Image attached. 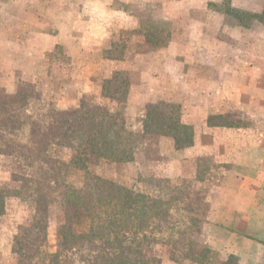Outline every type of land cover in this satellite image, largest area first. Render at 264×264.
<instances>
[{
	"label": "crops",
	"instance_id": "0c3cea01",
	"mask_svg": "<svg viewBox=\"0 0 264 264\" xmlns=\"http://www.w3.org/2000/svg\"><path fill=\"white\" fill-rule=\"evenodd\" d=\"M15 7L1 11L0 55L7 65L62 50L63 58L80 60L81 76L96 69L102 82L113 72L126 73L128 99L135 93L141 106L163 101L180 107L192 144L176 149L171 137H156L169 143L171 156L185 153L192 162L211 156L221 178L211 191L207 228L194 234V243L200 233L214 240L219 264H264V22L251 29L238 15L225 24L227 10L259 20L264 0H18ZM192 13L213 19L208 35L202 34L206 22ZM144 19L171 25L162 46L140 49L152 38L161 42L160 34L141 31ZM123 33L129 40L120 50ZM14 71L0 75L3 92L29 83L41 93L35 85L41 67L23 69L21 77ZM188 160L173 171L185 169ZM0 253H11L2 232Z\"/></svg>",
	"mask_w": 264,
	"mask_h": 264
},
{
	"label": "trees",
	"instance_id": "16d2710c",
	"mask_svg": "<svg viewBox=\"0 0 264 264\" xmlns=\"http://www.w3.org/2000/svg\"><path fill=\"white\" fill-rule=\"evenodd\" d=\"M128 90L129 78L121 71L113 72L101 87L103 97L116 105L126 102ZM39 98L40 94L29 83H21L13 94L3 92L0 115L4 113L7 118L0 121L5 127L3 131L9 132L17 126L24 128L25 109L31 100ZM49 109L52 114L49 121H29L28 137L21 145L23 160L29 165L39 162L41 170L33 181L36 196L33 221L22 237L14 239L13 251L19 262L30 264L35 259V255L30 254L34 242L45 244L50 202L59 208L62 221L57 249L53 254L39 252L37 262L41 264H160L161 258L154 254L155 247L160 244L176 250L175 238L181 239L185 247L179 255L189 258L194 234L187 231L184 222L171 218L172 208L167 201L152 199L98 177H92L82 187L59 178L65 168H83L91 160L134 161V136L127 129L121 109L88 107L84 103L75 109ZM145 110L143 134L171 137L176 149L192 144L190 128L180 124L179 106L159 101L146 104ZM18 111L20 117L15 114ZM7 140L14 142L12 138ZM52 144L72 150L68 163L47 154ZM52 194L54 199L50 198ZM83 221L87 224L82 231ZM188 222L193 223L190 219Z\"/></svg>",
	"mask_w": 264,
	"mask_h": 264
},
{
	"label": "rangeland",
	"instance_id": "374dc122",
	"mask_svg": "<svg viewBox=\"0 0 264 264\" xmlns=\"http://www.w3.org/2000/svg\"><path fill=\"white\" fill-rule=\"evenodd\" d=\"M17 2L18 0H0V20L3 8L9 9L11 12L17 11V7H15ZM225 5L227 6L226 3ZM221 7L219 8L224 11V5ZM226 12L230 13L225 19V24H228V27L232 25L234 17H238V15L250 25L251 29H255L256 22H264V14L258 20L252 17L253 15L251 14L233 13L228 10ZM192 16L200 22H206L203 25L202 34L208 35L210 32L209 24L213 22V19L210 22L209 17L205 18L204 15L199 13H192ZM143 22L147 21L144 19ZM225 27L226 25L219 32L221 36L226 35ZM170 29L171 25L165 27L160 22L144 23L141 31L160 34L161 42L152 38V42L148 43L147 46L143 45V48L141 46L140 49L144 51L155 46H162V41L166 39L164 37L165 32ZM192 34L197 36L201 33L192 32ZM19 37V35L12 36V38L17 39ZM118 39L121 43L116 44L121 50L125 40H129V34L123 33L121 38ZM63 57L66 58L67 56L62 50H56L53 54L46 51L40 60L33 58L10 59L7 65L0 55V75L15 69L11 74L21 77L23 69L26 72L31 70L38 71L41 67V75L38 73L35 75L37 90L41 89L40 98L37 101L31 100L30 105L26 107V115L23 114L24 128L17 126L9 132L5 129L6 131L4 130V132L3 128L5 127L0 124V232L8 235L11 247V253L7 256L0 253V264H21L18 255L13 251L14 239L17 236L22 237L33 221L34 200L36 197L33 181L37 179L41 170L39 162H33L29 165L23 160L21 155L23 148H21V145L27 140L29 121L32 119L49 121L52 115L50 107L55 110H69L77 108L80 103H84L88 107L120 108L125 115L127 129L133 133L135 142L134 161L116 163L103 159L91 160L85 163L83 168L77 166L65 168L59 174L60 180L76 187H82L86 182H90L92 177H98L132 189L136 193L145 194L152 199L165 200L169 207L172 208L170 212L171 218L173 216L174 220L178 219L184 222V226L188 228L187 231L190 233L196 235L201 229L203 232L207 228L206 219H208V214L212 208L213 197L211 196V191L216 190L215 187L220 183L221 179L217 175V169L213 164L212 157L205 156L192 162V160H188L192 155L183 153L181 156L179 154L171 156L169 143L167 144L165 141L161 143L159 136L156 137L157 134H143L142 120L145 116L146 104L145 106L139 105L141 103L137 101L135 93L132 99L129 100L127 96L125 103L116 105L103 97L101 87L104 80L101 82V76L98 75L96 69H93L86 76H81V68H78L80 60L65 59ZM19 62L21 66L18 65ZM9 63L11 64L9 65ZM4 82L5 80L0 77V96L3 93ZM72 98H74V102L76 101V105H72ZM15 114L18 117L21 115L20 111ZM6 119V116L2 113L0 121ZM7 138H12L14 142L12 144L9 143ZM6 144H10L11 147ZM10 151L13 153H10ZM47 154L60 162L68 163L73 152L69 148L52 144L49 146ZM182 159L188 160L190 165H187L185 169L179 172H176L175 169L173 171V168H177L179 163L183 161ZM196 163H198V168L193 169L192 166ZM27 181L30 182L26 184ZM50 198L54 199L55 195L52 194ZM189 219L193 222L192 224L188 222ZM61 221L62 214L59 208L54 202H50L47 214L45 244L41 246L40 243L34 242L33 250L30 251V254H34L35 259L30 261V264H41L37 262V256H40L39 252L43 251L46 254H53L56 251L59 241L58 228ZM86 224V221H83L80 230H85ZM30 236L33 237L32 235ZM166 237L169 236L166 235ZM175 240L176 250L160 244L155 247V252H153L161 258L160 264H219V254L213 249L215 241L203 236V233L197 234L193 244V252H191L189 258L179 255V253H183L185 247L181 239L175 238ZM172 253L173 255H171ZM229 263H232V259L229 260Z\"/></svg>",
	"mask_w": 264,
	"mask_h": 264
}]
</instances>
